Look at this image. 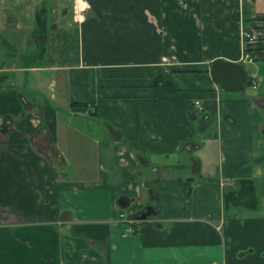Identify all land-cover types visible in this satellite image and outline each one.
<instances>
[{"label": "crops", "instance_id": "0c3cea01", "mask_svg": "<svg viewBox=\"0 0 264 264\" xmlns=\"http://www.w3.org/2000/svg\"><path fill=\"white\" fill-rule=\"evenodd\" d=\"M56 1L0 0V264H60L61 254L72 264H264V91H245L262 78L247 73L258 86L233 91L211 75L218 57L264 60V9H249L251 0H87L80 13ZM6 31L32 47L10 55ZM87 150L98 168L80 182L98 190L81 191L61 170L79 168ZM120 196L141 212L155 200L156 212L125 233Z\"/></svg>", "mask_w": 264, "mask_h": 264}, {"label": "rangeland", "instance_id": "374dc122", "mask_svg": "<svg viewBox=\"0 0 264 264\" xmlns=\"http://www.w3.org/2000/svg\"><path fill=\"white\" fill-rule=\"evenodd\" d=\"M57 1L55 2V6L57 7V10H59V8H61V5H62V0H57ZM89 1H90L91 4H93V3L95 4V0H89ZM65 2H67V6H68L67 8L69 9V11L74 12V10L76 8V12L77 11L79 12V7H78V5L76 3V0H66ZM86 2L88 4V1L87 0H86ZM103 2L105 3V1H103ZM251 2L252 3L249 4V6H247V7L249 9L250 8L251 9H256V13L258 12L257 9H260L261 8V11H262V9H264V0H251ZM1 8H2L3 11L5 10L4 6H2ZM57 13H58V11H57ZM51 17L53 18V20L56 19V17H53L52 16V13H51ZM67 18H68V16H67ZM256 20L262 21L264 23V16H259L258 18H256ZM4 36L6 38H8L7 44L8 43L9 44L7 46V49L11 51L10 52V55H12V56H16V55L18 56V55H20L25 50V48L26 49H29V48L32 47V46L25 45L23 42H21V40H19V38L17 37V34H16V37L15 38H11L12 37L11 36V32L8 33V31H6V35H4ZM23 57H25L27 61H31L32 60V57L29 55V52L27 53V55H23ZM16 60L13 58L12 59V62H15ZM245 67H246V72L248 74L251 73V72H255V73H257V75H259L262 78L261 81H260V83H259V86H258V79H257V77H255L254 80H253V83H252L251 87L256 88L258 86L257 89H249V88H246L245 91L246 92H249L250 91V92L262 93V91H264V60H261V58H259L257 61H255L253 63L245 62ZM250 95H252L253 98L257 96L256 94H252V93H250ZM257 109L260 110L259 108H257ZM97 127L98 126H95V125L90 126V128L87 130V132H90V133L91 132H95L94 130H96ZM237 129H238V126L235 124L234 125V131H236ZM260 137L261 136H259L258 139H260ZM258 139L252 141V146H254V145H256L258 143L257 142ZM95 153H96L95 150H92V151L87 150V154H85L86 156H84V157L81 158V162L82 163L80 162L79 168H61V170H64V171H67V170L70 171V169L73 171L72 173H70V176L72 174V178H71L72 182H71V185H76V187L78 189H80L81 191H85V190H98L99 189V188L98 189L95 188L96 187L95 183H90V184H85L84 185V184H81V182H80V179H93L94 178V173L96 172V170L98 168V165H97L98 157L96 156ZM192 156L193 157H197L196 154H195V152H192ZM260 158L262 159V162H263V165H264V156H260ZM260 158H258V159H260ZM210 160H211V163H212V168H211V174H212V176H211V179H214V180H217L218 181L220 174L224 170V168H222V165H220V154L218 155L217 152L216 153H213ZM219 165H220V168H215V166H219ZM68 167H70V166L68 165ZM228 169L235 170L236 168H228ZM143 173H144V175H145V177L147 179L153 180L155 177H157V173H152L150 171V169H148V168H145V170H144ZM91 181H95V179L94 180H91ZM197 181L198 182H201L202 180H201V178L198 177L197 178ZM78 182L80 184H77ZM153 182L156 185V182H158V181L153 180ZM156 190L157 191H164V190L160 189L159 186H157V185H156ZM263 191H264V186H263ZM163 194H164V192H163ZM69 201L70 202H73V204L76 202V200H74L72 198ZM262 201L264 203V198H262ZM144 203H145V206L148 205V204L149 205H153V206H158V202H156L155 200H148L147 198L144 200ZM144 203H143V205H144ZM146 203H148V204H146ZM133 204H134V200H131L130 199V206H132ZM143 205L141 207L142 209H143ZM214 206H215V203H214L213 207ZM120 208L121 209H124V210H127V208H122V207H120L118 205V203H116L114 205V212H115V210L120 209ZM73 216H74V213H73ZM222 226L223 225L221 223V224H219L217 226V228L218 229H221ZM26 243L29 246L31 245V242L30 241H25V244ZM4 244H5V246H7L11 250L12 254H15L14 253V250H13V246L11 245L10 242L5 241ZM0 251H5L1 244H0ZM5 252H7V251H5ZM27 253H29V256H30V253L31 252H27ZM54 255L55 254H52L51 253V255H49V257L48 258H45V259H42V257H41V259L43 260L42 262L46 263V262H48V260H53L54 261V258H56ZM2 256H4L5 258H8L7 255L6 256L5 255H0V257H2ZM93 259H94V257H93ZM1 262H3V261H1ZM60 262H62L60 264H72V262L69 261L67 259V257H63L62 254H61V261ZM6 263H9V264L11 263L12 264V263H16V262H13L12 259H10V260L8 259V260H6ZM29 263H30L29 260H24L23 261V264H29Z\"/></svg>", "mask_w": 264, "mask_h": 264}, {"label": "water", "instance_id": "95a60500", "mask_svg": "<svg viewBox=\"0 0 264 264\" xmlns=\"http://www.w3.org/2000/svg\"><path fill=\"white\" fill-rule=\"evenodd\" d=\"M211 75L214 80L224 84L230 90L241 91L245 88L246 67L241 62L220 57L215 58L211 65ZM118 201L122 208H126L130 205V198L127 196H120ZM155 212L156 209L150 205L145 211L137 214L136 218L139 220H146Z\"/></svg>", "mask_w": 264, "mask_h": 264}, {"label": "trees", "instance_id": "16d2710c", "mask_svg": "<svg viewBox=\"0 0 264 264\" xmlns=\"http://www.w3.org/2000/svg\"><path fill=\"white\" fill-rule=\"evenodd\" d=\"M37 31V40L36 44L37 47H39V53L43 56L45 50H46V44L49 36V26L47 25V9L46 7L41 8L36 15V29ZM246 52L251 53V49H245ZM253 82V78L247 75L246 72V80H245V88L248 86H251ZM221 86H224V84L220 83ZM193 181V180H192ZM191 181V183H192ZM142 209V208H141Z\"/></svg>", "mask_w": 264, "mask_h": 264}, {"label": "built area", "instance_id": "2783aa9c", "mask_svg": "<svg viewBox=\"0 0 264 264\" xmlns=\"http://www.w3.org/2000/svg\"><path fill=\"white\" fill-rule=\"evenodd\" d=\"M245 37H246V41L248 42H252L253 40H255V36L252 32H248L246 31L245 32ZM252 44V43H250ZM248 49V48H246ZM246 54V57L249 59V60H252V57H251V54L249 53H245ZM254 80V79H253ZM253 83V82H252ZM199 103V102H197ZM130 206V205H129ZM127 207V210H124L122 209L121 212H119V219L122 221L124 220L126 223H127V227L125 229V233H131V232H134V227H133V224L138 220L136 218V214L139 213L140 210L137 211V209H133L132 206L130 207Z\"/></svg>", "mask_w": 264, "mask_h": 264}, {"label": "clouds", "instance_id": "9594fccd", "mask_svg": "<svg viewBox=\"0 0 264 264\" xmlns=\"http://www.w3.org/2000/svg\"><path fill=\"white\" fill-rule=\"evenodd\" d=\"M76 3L79 6L80 13H82L86 8L89 7V5L86 3V0H76ZM80 13H77L74 19H76L80 23H83L85 20V17L81 15Z\"/></svg>", "mask_w": 264, "mask_h": 264}, {"label": "flooded vegetation", "instance_id": "af4514ba", "mask_svg": "<svg viewBox=\"0 0 264 264\" xmlns=\"http://www.w3.org/2000/svg\"><path fill=\"white\" fill-rule=\"evenodd\" d=\"M150 205H146L142 211H145Z\"/></svg>", "mask_w": 264, "mask_h": 264}]
</instances>
